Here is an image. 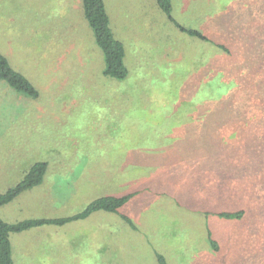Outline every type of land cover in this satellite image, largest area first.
Wrapping results in <instances>:
<instances>
[{
  "label": "rangeland",
  "instance_id": "1",
  "mask_svg": "<svg viewBox=\"0 0 264 264\" xmlns=\"http://www.w3.org/2000/svg\"><path fill=\"white\" fill-rule=\"evenodd\" d=\"M104 1L125 48L122 79L104 75L81 0H0V52L39 91L31 98L0 80V191L35 161L48 164L0 217H63L135 192L120 208L133 227L105 211L46 225L58 236L42 235V252L12 232L26 250L12 259L159 264L158 253L168 264H264V126L248 139L259 120L237 117L246 104L264 107V0H171L173 20L155 0ZM238 207L241 220L213 214Z\"/></svg>",
  "mask_w": 264,
  "mask_h": 264
},
{
  "label": "trees",
  "instance_id": "2",
  "mask_svg": "<svg viewBox=\"0 0 264 264\" xmlns=\"http://www.w3.org/2000/svg\"><path fill=\"white\" fill-rule=\"evenodd\" d=\"M159 8L162 12L166 13L171 20V10L172 4L171 0H156ZM81 4L83 7V15L86 19L89 27L92 30L94 35L95 42L97 46L101 49L105 66L103 69V73L105 76H109L114 79H122L126 77L128 73V69L125 65V48L123 43L117 39L111 29L109 16L105 7L104 0H81ZM183 31H185L190 36H196L202 40L209 41V39L202 34L200 31L196 29H189L181 27ZM0 80L3 81L8 87L14 90L16 93L23 94L25 96H29L31 98H37L39 91L37 88L31 83L30 79L15 69L12 64L9 62L7 57L0 52ZM256 97H249V107L253 106L259 110L257 107ZM243 102V101H242ZM237 106L236 108H238ZM242 108V107H239ZM248 108V104L245 105V113H239L237 117H249L253 118V121H258L255 124L254 128L247 125L248 135L246 138L249 139L251 132H255L254 130L263 129L264 122L261 120V114L264 113V107L259 110L260 114H253L254 112L246 109ZM231 126L239 127L238 123L233 124ZM257 128V129H256ZM224 131V130H223ZM263 131V130H262ZM243 141L237 142L236 145L238 148H242ZM241 152H237V154L241 155ZM242 156V155H241ZM47 163L44 161H35L32 163L27 170L23 172L22 178L17 181L15 184L9 186L4 191H0V206L5 205L11 202L14 198H16L22 192L31 189L37 185H40L43 181L44 175L47 170ZM248 170H245L244 174L248 177ZM135 192L123 193L121 195H113L106 194L98 196L95 199H92L82 211L71 214L63 217H54V218H27L15 222H7L3 218L0 217V264H13L12 256H11V243H10V234L12 232H21L26 229L35 226H41L45 224H53V225H64L67 222L76 219H82L90 215L95 211H105L111 213H117L122 218L132 225V221L126 217L125 215H121L120 208L127 203L133 196ZM230 198V197H229ZM226 198V199H229ZM225 199V200H226ZM247 208L238 207L236 209H224V210H216L213 211V214L218 216L221 219H235L241 220L246 213ZM127 218V220H126ZM208 228H210L208 226ZM208 245L214 250H219L218 240L212 237V233L209 229L207 233ZM157 261L159 264H168L165 257L161 254H156Z\"/></svg>",
  "mask_w": 264,
  "mask_h": 264
},
{
  "label": "crops",
  "instance_id": "3",
  "mask_svg": "<svg viewBox=\"0 0 264 264\" xmlns=\"http://www.w3.org/2000/svg\"><path fill=\"white\" fill-rule=\"evenodd\" d=\"M156 1V0H155ZM156 4H157V1H156ZM157 7L159 8V6H158V4H157ZM159 10L160 11H162L160 8H159ZM111 26V25H110ZM111 29H112V27H111ZM29 190V189H28ZM47 205L45 206V208H43V209H53L54 208V203L53 202H50V203H46ZM51 211V210H50ZM95 212H97V211H95ZM94 213V212H93ZM89 216V215H88ZM27 218H54V217H52V216H39V217H27ZM27 218H24V219H27ZM21 220H23V219H21ZM17 221H19V220H17ZM15 222V221H14ZM46 225H53V224H45V225H41V226H35V227H31V228H29V229H26V230H24V231H21V232H19V233H21L20 235H18L19 237L16 239V242H18L19 240L18 239H21V237L23 236V237H25L26 236V238H30V243L32 242V245H35V246H33V247H31V248H29L28 250H33V251H36V252H42L43 251V249H44V247H45V244H42V241H38V240H40L41 239V237H42V235H44V234H47V235H52L53 237H54V240H56V231L55 230H51L52 231V233L51 232H47V230H39V229H41L43 226H46ZM55 226H57V225H55ZM23 233V234H22ZM58 236V235H57ZM9 238H10V236H9ZM66 241L67 240H65L64 241V243L62 244V245H64L63 247L64 248H66V250H70L71 249V247L70 246H66L67 244H66ZM10 243H11V256H12V254L14 253V252H22V251H26L23 247H21V246H19L17 243V245L18 246H15V247H13L12 246V240L10 239ZM66 244V245H65ZM21 245H26V243L24 242V243H22ZM20 248H21V250H20ZM72 249H77V250H79L80 251V247H76V246H73L72 247ZM23 254V253H22ZM13 264L14 263H16V264H23L24 263V261H22V260H20V261H18V260H15L14 261V255H13Z\"/></svg>",
  "mask_w": 264,
  "mask_h": 264
}]
</instances>
